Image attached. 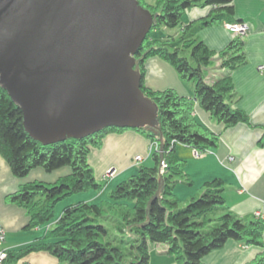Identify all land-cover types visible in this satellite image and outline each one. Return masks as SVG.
<instances>
[{"label":"trees","instance_id":"obj_1","mask_svg":"<svg viewBox=\"0 0 264 264\" xmlns=\"http://www.w3.org/2000/svg\"><path fill=\"white\" fill-rule=\"evenodd\" d=\"M152 15L149 32L134 55L141 75L140 89L156 107L150 125L131 128L157 140L159 152L151 154V165L139 163L137 171L119 181L105 200L77 201L54 218L58 201L79 192L102 188L95 180L88 161L90 149L100 147L110 132L130 128L107 127L82 138L42 144L31 137L22 124V113L0 87V156L13 176L22 178L34 168L50 173L68 167L69 173L54 181L32 180L21 183L5 200L25 209L24 229L48 226L36 241L19 249H8L11 264L30 252L47 251L57 264H149V248L159 243L175 264H202V258L223 247L229 239L259 247L246 264H264V217L243 219L228 210L223 197L224 182L219 177L205 180L200 193L190 194L180 207L176 186L193 187L184 171L185 162L175 155L177 143L203 153L218 144V133L200 123L193 114L196 102L224 127L249 123L241 110L232 107L234 86L229 71L245 62L244 41L234 37L222 49H210L199 37L204 28L220 23L242 22L233 18L232 0H137ZM207 8L198 19L182 22L192 8ZM181 27L178 38L154 35L162 28ZM168 38V39H165ZM217 55L226 72L207 80L205 69ZM156 56L166 61L182 81L193 86L192 96L179 95L174 89H152L144 83L145 61ZM264 146V137L259 141ZM166 168L159 173V162ZM107 223L116 235H111Z\"/></svg>","mask_w":264,"mask_h":264},{"label":"water","instance_id":"obj_2","mask_svg":"<svg viewBox=\"0 0 264 264\" xmlns=\"http://www.w3.org/2000/svg\"><path fill=\"white\" fill-rule=\"evenodd\" d=\"M152 21L136 0H0V87L42 144L150 125L134 55Z\"/></svg>","mask_w":264,"mask_h":264},{"label":"crops","instance_id":"obj_3","mask_svg":"<svg viewBox=\"0 0 264 264\" xmlns=\"http://www.w3.org/2000/svg\"><path fill=\"white\" fill-rule=\"evenodd\" d=\"M232 4L233 18L245 22L248 31L242 38L245 62L229 71L234 86L231 105L246 114L249 123H237L226 128L222 123L212 119L195 102L194 117L209 130L218 133V144L200 156H195L192 148L179 143L175 145L174 152L185 162L184 171L196 186L194 192L191 191L189 194H196V189L201 191L200 186L205 180L219 177L226 185L222 194L228 210L243 219H250L255 212H260L261 217H264V146L259 145V141L264 137V0H232ZM206 12L207 8L189 9L182 16V22L185 24L196 20ZM198 35L210 49L216 51L236 37L227 27V23L204 27ZM144 67L146 86L156 90L172 88L179 95L192 96V84L182 81L166 61L156 56L149 57ZM206 69L207 80L213 79L214 73L219 75L226 71L219 66L217 55L211 59ZM129 133H110L107 136L108 144L119 142L124 135L133 138V134ZM136 137L139 140L140 135ZM144 142L147 143V140L145 139ZM117 149L118 145L113 146L109 156H114ZM135 154L141 153L137 151L133 155ZM145 158L151 159L150 156H144ZM189 162L194 166L191 167L192 169L188 165ZM111 164L112 162H107L100 172L105 168L104 172L108 168L115 169ZM129 166L131 161L124 168ZM69 171L68 167H62L47 173L38 167L32 169L26 176L17 178L12 175L8 164L0 156V224L5 232L3 247L19 249L36 241L45 229L52 225L24 229L28 221L25 209L7 202L5 196L15 191L21 183L35 179L51 182ZM89 195L85 201H95L98 197V193ZM55 214L54 212V218L57 219L61 212ZM262 239L264 241V232ZM259 250L257 246H245L229 239L222 248L205 255L202 264H246ZM11 264H57V260L47 251H36L26 254Z\"/></svg>","mask_w":264,"mask_h":264},{"label":"rangeland","instance_id":"obj_4","mask_svg":"<svg viewBox=\"0 0 264 264\" xmlns=\"http://www.w3.org/2000/svg\"><path fill=\"white\" fill-rule=\"evenodd\" d=\"M146 1L152 2L153 0H146ZM143 9H145V8H143ZM180 31H181V27H174V28H167V29L162 28V29L158 30L157 32L156 31L153 32V34L159 35V36H163L164 34H169V35H172L174 38H178ZM235 36L241 37V36H237L236 34H235ZM165 39H168V38H165ZM218 61L220 64L221 60L219 58H218ZM205 71H207V69H205ZM224 72H226V71H224ZM223 73H220L219 75L214 73L213 78L218 77ZM141 126H143V125H141ZM126 128H130V129H126L122 132H130L129 134L132 133L133 138H130V137L124 135L119 142H115V143L112 142V143L108 144L109 140L107 139L108 138L107 136L110 133H113V132H110L106 136H104V138L102 140V145L100 147H93L90 149L88 161H89V163L93 169V173H94V177H95L96 182L98 184L102 185V188L98 189L96 192V194L98 193V197L95 199L96 202H98V201L101 202L102 200H105L107 197V193L111 189H113L114 186L119 181L126 179L131 174L136 173L139 163L143 162L144 165H150V163H151V159L148 158L146 160V158L144 159L143 157H142V160H140V162H138V163L133 161V157L135 156L133 154L137 151H139L142 156H147V154H148L147 144L149 143V140H147L145 135L138 133L137 131L131 129V127H126ZM133 128H135V127H133ZM136 135L137 136L140 135V137H138L140 141L137 140ZM145 139L147 140V143L144 142ZM143 143H146V145ZM116 145H118V149L115 150L114 156H111V155L109 156L111 148H113V146H116ZM197 152H199V151H197ZM101 153H102V155H101ZM203 153H201V154H203ZM130 161H131V166H129V168L128 167L124 168V166L126 167L127 163ZM107 162H112L111 165L114 166L115 169L114 168H108L104 172V170L106 169L105 168L103 170L104 173L102 171L100 172V169L102 167H104ZM188 165H190V168L194 167L191 162H189ZM113 176H114V178H113ZM110 179H112V180H110ZM224 186L226 187V185H224ZM195 188H196L195 185L193 187H188V186L183 185V184L176 186L175 194H176L177 198L179 199L180 207H183L187 203V201L189 200V197L191 196L189 194V192H191V191L194 192ZM199 193H200V190L196 189V194L199 195ZM89 194H93V191L89 190V191L75 193V194H72V195L58 201L57 204L55 205V208H54V212L56 213L55 215H58L62 211V209L65 207V205H67L69 203H76L77 201L85 200L90 196ZM86 201H89V202L92 201L93 202V200H86ZM107 226L110 228L111 235H116L117 232L114 228H112V224L107 223ZM245 246H249V245H245ZM165 251H166L165 245L159 244V243L151 244L150 248H149V264H175L173 257L169 254H166ZM61 264H66V263L62 262Z\"/></svg>","mask_w":264,"mask_h":264},{"label":"built area","instance_id":"obj_5","mask_svg":"<svg viewBox=\"0 0 264 264\" xmlns=\"http://www.w3.org/2000/svg\"><path fill=\"white\" fill-rule=\"evenodd\" d=\"M227 27L229 29H231L234 34H236L237 36H241L243 38V36L247 33L248 31V25L245 22H235V23H230L227 24ZM262 67H260L261 69ZM148 146V154L147 156H151V154L155 151L159 152L160 150V144L157 140H153V141H149V143L147 144ZM201 153L197 152L194 150V155L195 156H199ZM142 157L144 158V156H142L141 154H135V156L133 157V161L135 162H140V160H142ZM231 159V158H230ZM166 168V163L164 160H160L159 162V173L163 174V172L165 171ZM254 217L255 218H260L261 214L259 212H255L254 213ZM5 232L0 224V264H9L6 259H7V248L3 247L2 244L4 242V238H5Z\"/></svg>","mask_w":264,"mask_h":264}]
</instances>
